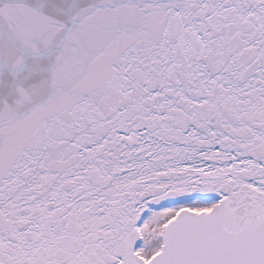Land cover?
<instances>
[{"label":"snow or ice","instance_id":"6c2138e0","mask_svg":"<svg viewBox=\"0 0 264 264\" xmlns=\"http://www.w3.org/2000/svg\"><path fill=\"white\" fill-rule=\"evenodd\" d=\"M0 264H264V0H0Z\"/></svg>","mask_w":264,"mask_h":264}]
</instances>
